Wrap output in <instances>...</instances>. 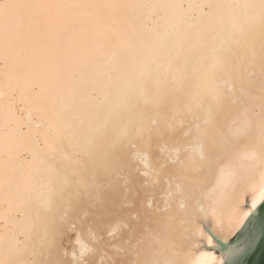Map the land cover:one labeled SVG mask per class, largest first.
<instances>
[{
    "label": "bare ground",
    "instance_id": "bare-ground-1",
    "mask_svg": "<svg viewBox=\"0 0 264 264\" xmlns=\"http://www.w3.org/2000/svg\"><path fill=\"white\" fill-rule=\"evenodd\" d=\"M5 3L60 7L12 10L23 22L19 35L0 24V260L68 264L74 250L95 264H163L181 249L185 229L204 226L228 242L254 210L251 185L259 188L264 171L260 0H0ZM241 23L238 41L229 43L233 24ZM207 45L228 49L226 71L203 58ZM201 63L226 81L219 100L207 76L193 71ZM177 67L187 69L190 93L180 111L186 122L207 128V145L213 146L202 170L188 174L202 195L187 201L177 195L171 166L161 168L164 159H175L174 146L161 142L114 170L113 149L88 130L89 124L104 125L109 106L124 111L118 92L129 81L140 99L134 119L140 110L155 118L151 101L171 87ZM127 122L125 114L120 125ZM107 129L113 131V120ZM188 155L199 160L200 145H189ZM233 169L236 178L229 174ZM113 213L136 217L129 223L144 236L137 249L122 245L121 231L107 234ZM186 215L191 223L182 222ZM73 222L75 230L68 227ZM90 232L102 239L94 241ZM207 246L218 244L213 238ZM191 252L198 264L224 261L220 249Z\"/></svg>",
    "mask_w": 264,
    "mask_h": 264
},
{
    "label": "snow or ice",
    "instance_id": "snow-or-ice-1",
    "mask_svg": "<svg viewBox=\"0 0 264 264\" xmlns=\"http://www.w3.org/2000/svg\"><path fill=\"white\" fill-rule=\"evenodd\" d=\"M35 7H60L53 5H23L16 3L0 4V24H3L5 29L14 27L17 30V35L20 34L19 29L22 28L23 22L17 17L12 16V10H20L26 8ZM251 7H255L254 5ZM261 19L264 20V0H260L259 4ZM233 30L228 33L229 43L238 41L239 35L243 31V24L232 26ZM228 51L226 48L217 49L215 46L207 45L203 51V58L205 60H211L213 67L219 65L225 71L230 67L229 60L224 56V52ZM203 73L208 78V84L211 87L214 97L219 100L223 96V87L226 81H218L213 72L207 71L203 63L200 67L193 69ZM187 69H181L179 67L174 69L171 87H166L162 90L159 97L151 101V107L155 113V118L152 115H147L143 110L138 113V118L134 119L137 113V109L140 107V99L137 94L136 86L131 81L128 82L126 87H120L118 95L121 97V107L124 111L113 109L109 106L102 117L104 125L96 127L93 124H89V133L94 137L106 141L113 149L111 155V166L114 170L124 169L131 160L135 157V154L139 151H143L146 154L152 152L154 145L159 147L161 142L171 144L174 146L176 152L175 159H164L161 164V168L171 166L170 179L176 181L178 189L177 195L181 201L193 200L202 195L198 193L195 184L189 180L188 174L191 171L202 170L203 164L206 160L205 151H212V145H207V128H202L199 123H193L185 119V115L180 111V104L182 103V97L190 95L185 89V80ZM103 89H108L109 84L104 82L101 84ZM163 109V110H162ZM127 114V124L121 126L120 121L125 119ZM177 117H180L179 125L176 124ZM93 120L96 116L93 115ZM108 119L113 120V131L109 132L107 129ZM171 120V122H170ZM205 125L208 121L204 122ZM243 131V128L238 129L237 132ZM198 143L200 145V157L199 160L191 155H188L189 145ZM226 144V141H225ZM220 144H215V147H221ZM184 153V157L181 158V153ZM224 155L227 156V149L224 150ZM253 159L258 158L255 153L251 154ZM232 168L231 163L227 165ZM233 178H236V173L233 170L229 173ZM253 193L251 208L254 209L257 205V201L264 203V171L260 173L259 188L256 183L251 185ZM55 194V190H53ZM180 207L186 210V205L181 202ZM168 209H164L167 211ZM110 211V210H109ZM247 213H245V216ZM136 217L129 214L128 217L113 213V219L109 225L106 226L107 234L109 236L115 235V230L121 231L122 245H126L128 248L137 249L143 242L144 236L141 234L137 237L135 230L132 229L129 221ZM184 223H191V217L187 216L183 219ZM239 223V221L237 222ZM69 229L75 230V223L68 225ZM126 230L127 234L124 235ZM94 241L102 239V237H96L94 233L90 232ZM81 242L79 234L76 235L75 243ZM182 247L180 250H175L172 253V257L163 261V264H198L197 260L191 259V249L200 250L202 247L213 244V238L208 235L204 228L197 227L193 229H185L181 236ZM55 244V236L49 240L50 247ZM117 252L125 251L123 246L117 247ZM87 252H94L95 249L89 247ZM202 255H207L206 252H202ZM64 256L68 257L69 253L64 252ZM0 264H6L5 260H0ZM68 264H95L94 261H87L84 257V251L78 257L73 250L71 258ZM113 264H121L119 260L113 262ZM143 264H161L158 260H146ZM223 264V262H221Z\"/></svg>",
    "mask_w": 264,
    "mask_h": 264
},
{
    "label": "water",
    "instance_id": "water-1",
    "mask_svg": "<svg viewBox=\"0 0 264 264\" xmlns=\"http://www.w3.org/2000/svg\"><path fill=\"white\" fill-rule=\"evenodd\" d=\"M204 228L218 244L206 247L220 249L223 264H264V203L260 202L254 208L228 242L214 236L206 226Z\"/></svg>",
    "mask_w": 264,
    "mask_h": 264
}]
</instances>
